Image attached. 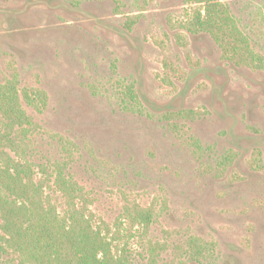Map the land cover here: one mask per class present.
<instances>
[{
    "label": "rangeland",
    "instance_id": "1",
    "mask_svg": "<svg viewBox=\"0 0 264 264\" xmlns=\"http://www.w3.org/2000/svg\"><path fill=\"white\" fill-rule=\"evenodd\" d=\"M264 57V0H220ZM189 0H0V85L39 89L16 160L66 164L126 264H264V70L186 25ZM171 68V69H170ZM133 85L138 104L126 97ZM190 116L171 117L178 112ZM2 118L0 116V128ZM1 153V149H0ZM63 213L52 180L45 190ZM152 209L145 231L128 209ZM0 214V223H1ZM210 246L202 256L189 245ZM155 248V256L151 255ZM0 264H20L0 250Z\"/></svg>",
    "mask_w": 264,
    "mask_h": 264
},
{
    "label": "trees",
    "instance_id": "2",
    "mask_svg": "<svg viewBox=\"0 0 264 264\" xmlns=\"http://www.w3.org/2000/svg\"><path fill=\"white\" fill-rule=\"evenodd\" d=\"M189 2L195 7L186 25L190 33L210 35L225 60L264 70V57L253 50L249 37L226 5L220 0ZM19 85L16 70L11 79L0 85V250L15 254L20 264H126L125 258L117 257L115 251L121 237L119 226L113 231L102 220L97 221L88 193L67 176L66 164L40 166L44 178L38 181L31 163L16 160L4 151L8 148L19 156L22 146L16 132L20 130L25 135L36 126L23 104L41 113L48 103L44 91H21ZM125 95L130 105L136 107L138 97L133 85L127 87ZM190 115L183 111L171 114L170 118ZM51 180L64 199L63 213L45 194ZM126 213L132 228L140 226L147 231L155 221L151 208H130ZM189 245L198 256L210 250L209 244L200 238H192ZM151 255L155 256V248Z\"/></svg>",
    "mask_w": 264,
    "mask_h": 264
}]
</instances>
